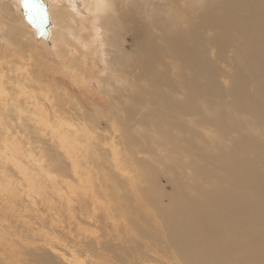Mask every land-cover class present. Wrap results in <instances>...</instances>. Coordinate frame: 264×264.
<instances>
[{"label": "bare ground", "instance_id": "bare-ground-1", "mask_svg": "<svg viewBox=\"0 0 264 264\" xmlns=\"http://www.w3.org/2000/svg\"><path fill=\"white\" fill-rule=\"evenodd\" d=\"M30 1L58 56L87 46L85 57L79 59L81 67L88 65L87 71L78 69L75 59L61 69L51 68L67 77L70 69L75 70L70 77L79 85L85 78L92 80L96 71L93 57L88 59L97 43L91 32L99 31L93 28L95 23L112 25L108 44L114 54L105 58L102 84L113 104L109 111L97 107L93 118L67 87L46 73L49 63L56 61L47 59L35 31L23 24L19 0H0V179L42 214L41 225L34 221L38 235L25 234V243L42 238L51 264L60 258L43 238L46 228H61L52 232L59 234L55 242H61L65 234L73 236L80 223L78 229L89 246L96 249L97 240L100 244L91 264H110L105 236L111 238L113 232L116 248L132 245L131 256L133 250L144 254L143 248L151 253L146 259L155 264H182L172 236L186 224V238L198 237L200 248L209 254L229 262L240 258L232 264H258L264 259V0H62L71 1L63 10L81 27L62 18L60 0ZM84 10L90 18H84ZM130 34L137 53L128 55L123 45ZM4 64L9 74L3 71ZM4 83L12 93L4 92ZM104 119L105 130L100 124ZM214 120L227 122L233 135L210 152V138L200 141L199 136L202 130L207 134L212 130ZM14 131L24 140L12 139ZM174 139L179 140V150ZM191 157L206 164L202 173L215 181H177V169L183 178L192 177L186 169L192 168ZM8 168L17 179L6 175ZM111 175L118 179L114 186L109 184ZM161 175H168L164 179L173 187L167 195L169 204L164 202ZM63 180L73 196L85 199L81 206L66 194ZM122 186L133 192L134 202L120 198L123 192L116 190ZM155 189L158 194L151 196ZM39 191L57 193L59 204L53 196L42 200ZM53 206L51 218L43 217ZM7 220L12 219L0 217V224ZM83 222L89 227L83 229ZM101 226L104 237L98 239L95 229ZM61 259L83 264L76 251ZM198 260L208 264L203 252Z\"/></svg>", "mask_w": 264, "mask_h": 264}, {"label": "rangeland", "instance_id": "rangeland-1", "mask_svg": "<svg viewBox=\"0 0 264 264\" xmlns=\"http://www.w3.org/2000/svg\"><path fill=\"white\" fill-rule=\"evenodd\" d=\"M65 1H63V2H62V0L58 1L60 3L59 7H61V11H62L61 12L62 18L66 22H68V23L70 22L69 25L74 24L77 27H81V26H79V24L81 25V23L79 21H76V19H74L73 16L67 15V13L63 10V7L66 9V8H68L69 5H71L70 4L71 1H67V2H65ZM19 4H20V13L22 14V17L25 20V23H23V24L29 30L35 31V34H36L35 40H36L37 44L40 45L44 49V51L47 55V59H48V57H50V59H53L56 61V64L49 63L50 67L46 68V73L50 77L56 78L59 83H61L65 87H67L69 89V91L71 93H73V95L76 97V99L79 100L80 102H82V105L85 108V110L87 112H89V114L93 118L94 117L96 118V116L93 112L96 111L97 107L103 106L104 110L109 111L110 107H111L110 105L113 104V101L111 100L110 96L104 90V87L102 84V83H104V78H103L104 76H102V74L105 72V68H106V61H105L106 56L108 59V57H111L112 54H114V52H112V50L110 48V45H111L110 43H111V39H112L111 29L113 28L112 25L110 24V26H109V24L106 23V26H105L99 22L95 23V27H93V28H95L96 30H99V31L94 30L91 32L93 33V37L96 39L97 43L91 49L92 54L88 53L89 54L88 59L93 57L94 62H91V65L93 66V68L96 71H95V74L92 76V80L85 78V80H84L85 84L79 85V84L75 83L74 80L70 77L72 75V73H76L75 70L70 69L69 72L71 71V75L69 74V76L67 77L66 74H64V73H56V72L54 73V71L51 70V68H55V67L60 68V67L64 66L63 64L65 62H69V61L72 62L75 59L73 62H75V61L77 62L76 65H79L78 69H80L82 72H83V70L87 71L88 65L87 64L85 65V63H84L83 64L84 67H81L82 62H81V60H79V59H81V56L85 57L86 54L84 55L83 51H86V50H84L83 48L88 49L87 46L82 45V48H78V49L73 48L71 50H66L63 52L62 56H58V52L53 51V49L51 47V45H52L51 42L46 38V34L44 32V27H43V23L41 21V18L38 17L39 14H37V12H35V10L32 8L31 1L30 0H19ZM162 4H164V3H162ZM83 9H84V7H82V10ZM83 16H84V18H90V16L88 15L86 10H84ZM96 24H97V27H96ZM96 35L98 38L96 37ZM103 37H104V39H103ZM1 38H2V36H1V32H0V40H3ZM108 38L110 41L109 44H108ZM103 40L106 43H104ZM126 40L127 41L123 45L124 46V52L128 55L133 54V53H137V47L135 46L136 44H135V40L133 38V35L130 34ZM133 46L135 48H133ZM77 50H79V51L82 50V52H79ZM94 56L97 58H95ZM98 58H99V60H98ZM3 68H4L3 71L6 74H9L8 65L4 64ZM80 70H76V71L81 72ZM97 74H98V77H97ZM12 78L14 80H16V78H14V77H12ZM20 84H21V86L26 87L24 81H20ZM132 84H134L133 81H132ZM7 85H8L7 83H4V86H3L4 92L5 93H7V92L12 93L11 89L6 88ZM124 85L127 87L128 84L124 83ZM191 96L194 99L198 98V96L194 93H191ZM92 101L97 106L94 107ZM88 108H90V109H88ZM7 111L9 112V114H11V113L13 114V111L11 109L7 110ZM64 114L66 115L67 113L64 112ZM27 116H28V118L30 117L28 113H26V117ZM67 116H70V118H71L72 115L67 114ZM67 116H64V117H67ZM121 116L123 118H126L124 114H122ZM67 118H69V117H67ZM107 123L108 122L105 119L101 120L100 124H101V127L103 128V130H105L107 128ZM118 124H120V123H118ZM210 126H211L212 130L208 134L204 133L202 130V134L199 136V139H200V141H203L204 139L207 140V138L209 137L210 139L208 140V143L210 146V152H214V150L218 146V143L221 142L222 144H227L229 142L230 137L233 135V133L229 132V125L227 122H225L223 120H214L210 123ZM13 133L14 134L11 133L9 135L12 137V139H15V137L17 139L19 138L18 140L23 139V137L20 136V135H22L21 133L20 134L18 132L15 133V131ZM15 134H17V135H15ZM216 135L219 136V139H217V140L214 139L216 137ZM6 136H5V141L8 144L9 143V141H8L9 136H8V134H6ZM17 136H19V137H17ZM43 138H46V137H43ZM178 142H179L178 139H174V144H175V147L177 148V150H179V148H180L178 145ZM83 144H85V143H83ZM9 149L11 152L14 153V150H12L13 148L9 147ZM191 160L193 162L192 168L190 169V168L186 167V169L190 170V174L192 175V177L185 176L183 178L180 175L179 170L177 169L176 172L174 173L177 181H179V182H181V181H186V182L193 181L195 184H202L207 179H209L211 181H215V179L212 176L206 178L205 175L202 173L203 167L207 166L206 164L204 165V164L197 163L193 157H191ZM28 162L29 161L26 160L25 163L30 165L31 163H28ZM83 168H85V166H83ZM10 169L11 168L6 169V175L8 174L7 176L17 179V177H15L16 176L15 171L13 169H11L12 171L10 172ZM8 170H9V172H8ZM31 170L33 172H35L36 170L38 171V169L34 168L33 166L31 168ZM108 172L112 173V171H108ZM11 174H13V175L11 176ZM165 176H166V178L168 177V175H161L160 176L161 178L159 177V182L162 185L160 183L159 184H160V186L166 187V196L164 198V202H165V204H169L170 202H169L167 195L169 194V192H172L173 187L171 184L168 183V181L166 182V179H164ZM112 178H114V179H117V178H115V177H113V175H111V177H109V179H108L109 182L111 180V182L109 184L114 186L118 183V179L113 180ZM120 180H122V179H120ZM71 181L74 182L73 180H71ZM64 185L65 184H64V180H63L61 182V186H64ZM64 189H65V192H67V190H68L69 193L67 192L66 194H68V196L70 195L69 197H72L76 206H79L81 204V201L85 200L84 198L81 199L80 195H78V196L74 195L73 196V193L71 192V190L67 186H64ZM116 191H122L123 192L122 193L123 195H121L120 198L123 196L124 200H126V201L129 198L131 199L130 200L131 202L135 201V198L132 199L133 192H129L128 190H126L125 186H122L120 189L118 188V190H116ZM142 191H143L142 193H144L143 196H145L146 192L144 190H142ZM45 192L46 191H39L40 195L39 194L38 195L40 196V198L42 196L45 197V200H44V197L41 198L42 200L46 201L47 198H49V196H53V197H55V199L58 198V200H59V195L57 193L55 194V192H53L51 194H48L47 192L46 193ZM126 192H128V193H127V195L124 196V193L126 194ZM158 192H159V190L156 191V189H155L152 192H150V195L151 196L154 194L157 195ZM79 193H80V191L78 190V194ZM53 194H55L56 196ZM21 195L22 194L20 193V191H16L15 189H12V188H6L4 182L0 179V217H1V220L2 219H4V220L5 219H12L11 222H10V220H7V222H6L7 224L5 222L2 223V225L0 224V264H48V259L45 256V249L40 244L42 238H39L38 242L35 241L34 244L36 245V247L34 244L28 245V243H25V239H24L25 234H31L33 236L38 235L37 229L34 226V221H35V223L41 225L40 222L38 221V218H39L41 213L40 214L38 213V209L36 208L35 205L27 204L24 197ZM77 198H78V200H77ZM58 200L56 199L55 204L57 202L59 204ZM23 201L26 204L23 203ZM53 207L54 208L52 211L46 213V214H49V216L44 215L43 217L51 218L50 215H52L53 212H55L54 210L56 208L55 206H53ZM62 207H63V205H62ZM86 207H87V209L90 210V203H87ZM65 208H67V209L69 208L68 203L64 204V210L66 211L67 209H65ZM12 209H13V211H12ZM26 211H27V213H26ZM85 212L87 213L88 211H85ZM111 213H114V211H112ZM107 214L108 213L106 212L105 215H107ZM183 215L184 214H182V216ZM21 216H22V218H21ZM29 219H30V221H29ZM110 219H111V221H115L117 218H110ZM167 220H168V217L166 216L165 222ZM68 224L69 223L64 224V228H66V226L68 227L69 226ZM79 226H80V223H78V224L76 223L75 228H73L74 235L71 237H67V236H69V234H65V238L64 237L60 238L61 242H55V239H56L55 235H59V234L52 233L55 230H58V231L61 230V228H54V227L46 228V232L43 234L44 235L43 238L46 241L50 252H52L56 256H59V258H60V259L51 260V264H65L64 262H62L61 256L64 254L70 255L71 251L77 252L78 257L80 258V260L83 264H91V262L94 259L98 258V255L100 253L99 241L97 240V242H96V245H97L96 249H92L89 246V244L84 240L83 235H82V234H84V232H82V230L78 229ZM84 226L86 228L89 227V225L86 222H83L81 225V227L83 229H85ZM185 227H186V224H185ZM185 227H183L181 230L174 233L172 236L175 248L178 250L180 256H182V264H198L199 263L198 258H199L200 252H203L206 255V258L208 259V264H232L236 260L240 259L239 257H237L233 261L229 262L227 258H222L219 255H218V257H216V254L207 253L205 251V249L200 248L201 242L198 239V237L197 238L191 237L190 239L186 238ZM101 229H102V226L97 227V229H95V231L97 232L96 234H97L98 239H99L100 235L102 234L100 232ZM17 232H18V234H17ZM24 232H26V233H24ZM135 235H136V233H135ZM101 237H104V235L103 236L101 235ZM121 237H124V236L121 235ZM78 238H80V239H78ZM20 239H22V241ZM105 240H109V244L106 247V250H107V248H110L107 251V252H109V253H107V254H109L107 260H108V263H110V264H155V263H153L152 260L146 259V257L151 256V253L149 252L148 249L142 248L141 251L144 253L142 255L141 254L137 255L136 251L133 250L134 255H132L133 256L132 257L130 254V251H129V248L132 247L131 244L128 245V243H126L125 246L122 245L123 249H121V247L116 248L118 241H117L115 232H113L111 238H109L106 235ZM103 241H104V238H103ZM63 247H65V248H63ZM36 249H40L41 251L38 253L35 251ZM31 253L35 256V258L32 257ZM41 258H43L44 261H41ZM141 258H143L144 261L141 260ZM242 258L245 259V257H242ZM98 260H100V259H98ZM98 262L100 264H103L100 261H98ZM154 262H156V261H154ZM262 263H264V259L259 258L258 264H262ZM248 264H250V262Z\"/></svg>", "mask_w": 264, "mask_h": 264}]
</instances>
